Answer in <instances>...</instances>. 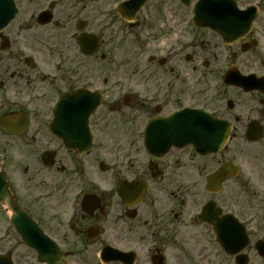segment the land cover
Returning a JSON list of instances; mask_svg holds the SVG:
<instances>
[{"label": "flooded vegetation", "instance_id": "obj_1", "mask_svg": "<svg viewBox=\"0 0 264 264\" xmlns=\"http://www.w3.org/2000/svg\"><path fill=\"white\" fill-rule=\"evenodd\" d=\"M121 1L14 0L0 29V264H210L195 248L212 233L196 221L202 205L250 224L238 212L245 192L264 210V173L246 180V152L230 149L238 137L264 147V0H207L222 10L205 26L196 0H150L133 21L117 17ZM86 32L92 54L78 40ZM193 109L230 122L223 150H147V133ZM226 162L240 172L212 190ZM255 242L248 264L264 262ZM217 254L212 264H236Z\"/></svg>", "mask_w": 264, "mask_h": 264}, {"label": "water", "instance_id": "obj_2", "mask_svg": "<svg viewBox=\"0 0 264 264\" xmlns=\"http://www.w3.org/2000/svg\"><path fill=\"white\" fill-rule=\"evenodd\" d=\"M145 0H130L128 7L136 5L138 7ZM132 6V7H133ZM204 5H199L198 10H203ZM15 8L12 0H0V27L4 26L10 18L14 15ZM185 116L186 114H178ZM204 116L200 110L192 112L189 117H175L174 123L166 124L167 130L164 132H150L148 133V146L152 151L166 149L171 143L187 144L194 142L195 145L202 151L218 150L226 139L227 132L224 125L220 120L207 116L208 121L211 123L207 128L199 121V117ZM160 145V146H159ZM214 204H207L205 206L202 217L211 222L217 232L220 242L228 244L234 250L241 248L247 244V236L241 223L231 214L222 215L218 208L211 206ZM213 208V209H212ZM227 225L229 232L234 225L239 227V236H235V241L230 240L227 236Z\"/></svg>", "mask_w": 264, "mask_h": 264}, {"label": "rangeland", "instance_id": "obj_3", "mask_svg": "<svg viewBox=\"0 0 264 264\" xmlns=\"http://www.w3.org/2000/svg\"><path fill=\"white\" fill-rule=\"evenodd\" d=\"M148 7L151 8V5ZM235 143V147L230 145V149H242L243 152H246L242 157H239L238 161L243 164L244 166V177L247 180L250 177V173L253 172L255 175L260 177V172L264 173V147L263 146H257V145H248L246 143H239L240 138H234L233 139ZM237 143H239L237 147ZM252 176V175H251ZM258 177H255L256 179ZM253 181H256L253 179ZM251 189V187H249ZM245 198L243 207H240L238 209V212L242 213V216L246 219L250 218V224L252 225L250 230L254 233V238H257L258 236L264 235V210L257 208H253L252 204L250 207L248 206V203L246 200L248 196H246L245 192L242 194ZM252 197V194H251ZM242 198V197H240ZM248 201V200H247ZM259 216V219L255 221L256 216ZM205 225V224H204ZM212 233L209 232V229L206 231L204 230V233L200 237H196L195 241V248L196 253L197 251H202L204 248V252H208L209 255H211V259H217L220 263L219 255L220 250L217 248V244L214 243L213 240L214 236L211 235ZM213 241V242H212ZM205 245H207L205 247ZM217 250V251H216ZM209 259L210 264H212V261ZM197 264H205V262L197 263ZM252 264H264V262H260L259 259H253Z\"/></svg>", "mask_w": 264, "mask_h": 264}]
</instances>
